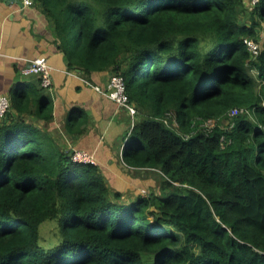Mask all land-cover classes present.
<instances>
[{"label": "trees", "instance_id": "1", "mask_svg": "<svg viewBox=\"0 0 264 264\" xmlns=\"http://www.w3.org/2000/svg\"><path fill=\"white\" fill-rule=\"evenodd\" d=\"M37 2L69 70L124 77L138 120L123 161L162 181L127 201L98 165L74 162L21 116L34 96L49 120V96L13 94L0 120V264H264V0L251 11L244 0ZM245 38L260 44L257 57ZM235 108L254 118L221 125ZM69 114L81 134L87 113ZM197 118L219 124L193 131ZM48 220L59 241L43 248Z\"/></svg>", "mask_w": 264, "mask_h": 264}, {"label": "crops", "instance_id": "2", "mask_svg": "<svg viewBox=\"0 0 264 264\" xmlns=\"http://www.w3.org/2000/svg\"><path fill=\"white\" fill-rule=\"evenodd\" d=\"M41 56L48 58L52 67L53 86L50 89H42L38 76L22 74L23 68ZM67 65L64 54L53 43L52 25L40 3L23 8L20 0H0V92L11 99L13 94L33 87L49 96L52 99L49 120L34 111V96L21 116L43 128L69 155L75 150L93 153L111 189L123 193L125 187L134 188V184L126 183L133 179H139V186L140 176L149 179L151 171L128 166L122 154L123 146L126 144V150L129 143L127 136L132 129V117L127 109L119 107L94 87H106L111 73L96 72L88 81L79 71L69 70ZM76 107L87 113L81 134L67 129L69 113Z\"/></svg>", "mask_w": 264, "mask_h": 264}, {"label": "built area", "instance_id": "3", "mask_svg": "<svg viewBox=\"0 0 264 264\" xmlns=\"http://www.w3.org/2000/svg\"><path fill=\"white\" fill-rule=\"evenodd\" d=\"M38 0H20L23 8L32 7ZM260 0H251L250 3L255 5ZM245 44L247 45L248 51L253 57H257L260 53V44L252 38H245ZM52 67L49 64L48 58L45 56L38 57L32 60L25 68L22 70V74L25 76L35 75L38 76L40 80V85L43 88L50 89L53 86V77H52ZM101 94L114 100L119 107H123L128 110L132 117V129L135 124V119L138 114L137 107L130 101V98L127 94L126 82L122 75L120 74H111L109 82L106 87L94 86ZM11 109V99L5 94L0 92V120L5 118L8 112ZM247 115L254 118V110L248 108H235L232 109L229 114V121L227 124L223 123L221 125L227 126L230 128L235 127L236 117L239 115ZM168 116L173 117V114H168ZM195 120L200 121V128L203 130H212L219 123L215 119H206L197 118ZM194 120V121H195ZM175 128L179 127L178 121H174ZM131 129V130H132ZM126 144L123 146V151H125ZM72 160L77 163H89L97 165V160L93 153L86 150H75L71 154ZM146 193V192H145ZM144 193V194H145ZM147 195V194H145Z\"/></svg>", "mask_w": 264, "mask_h": 264}, {"label": "rangeland", "instance_id": "4", "mask_svg": "<svg viewBox=\"0 0 264 264\" xmlns=\"http://www.w3.org/2000/svg\"><path fill=\"white\" fill-rule=\"evenodd\" d=\"M244 1H245V5H246L247 9H249V11H251L250 10L251 8L248 5L250 0H244ZM242 15H245V16L241 18V22H247L248 14L243 13ZM248 24H250V21H248ZM69 26H70V24H69V22H67V28L70 31ZM258 30H259L260 43L262 44L264 42V21L263 20L261 21V24H260V27L258 28ZM253 74L255 75L256 72L254 71ZM137 120H138V114L136 116L135 122ZM228 121H229V119L225 118V119H221L219 122H220V124H222V122L227 124ZM200 124H201L200 121L195 120L192 124V130L196 131L198 128H200ZM123 153H124V151H123ZM149 171H151V173H150L151 178L148 177L149 179H143L142 178L143 176H140L141 184L139 186L137 184V181L139 179L138 180L133 179V180H129V182H126L130 185L134 184L133 185L134 188H132L130 186L125 187L126 191H124L123 193L125 194V199H127V201L132 200L135 197L139 196L140 194H144L145 192H146L145 194H151V192H159V185L161 184L162 176L160 175V172H158L157 170H149ZM145 176H147V174ZM135 178H137V177H135ZM40 229H41L40 245L43 248H47V247L51 248L58 243L59 238H58L57 221L48 220L41 225Z\"/></svg>", "mask_w": 264, "mask_h": 264}, {"label": "water", "instance_id": "5", "mask_svg": "<svg viewBox=\"0 0 264 264\" xmlns=\"http://www.w3.org/2000/svg\"><path fill=\"white\" fill-rule=\"evenodd\" d=\"M72 151H73V150H72ZM73 152H74V151H73ZM73 152H72V153H73Z\"/></svg>", "mask_w": 264, "mask_h": 264}]
</instances>
